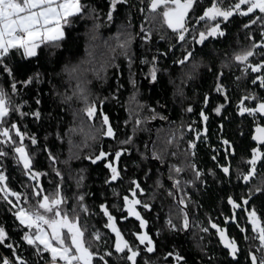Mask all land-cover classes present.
I'll return each instance as SVG.
<instances>
[{
	"label": "trees",
	"instance_id": "obj_1",
	"mask_svg": "<svg viewBox=\"0 0 264 264\" xmlns=\"http://www.w3.org/2000/svg\"><path fill=\"white\" fill-rule=\"evenodd\" d=\"M82 2L97 10L98 20H94L86 14L66 29L60 47L51 48L42 44L34 57L25 58L21 53L13 51L8 58L7 63L13 70L18 88V93L11 98L15 103L21 104L23 113H29L21 116L20 113L13 112L11 121H15L22 131L34 134L38 138V145L30 147L34 149L31 155L35 170L46 173L40 178L45 194L52 192L59 181L60 178L56 177L53 171V168H58L63 174L62 190L69 197L68 207L72 206L74 195H85V203L90 212L97 213V215L88 218L89 228L92 230L93 226L98 227L107 236V243L101 242L102 252L103 248L110 247L114 243V234L110 229L104 227L106 218L101 219L99 203L120 205L119 209L111 208L113 214L120 217L123 211L122 196L127 193L130 181L134 178L143 185L144 171L148 167L152 170L151 176L154 180L153 178L156 177L160 167L154 161L149 164L146 161L147 143L151 139L152 152L156 150L160 156L165 155L173 161L178 160L183 167H186L189 162L186 154L188 145L182 139L189 138L187 135L189 125L198 124L201 126L200 110L205 106L206 94L209 98L206 114L210 117L209 143L198 147L196 161L199 168L205 171H218L216 164H213L211 160L212 149L216 143H219V139L227 138L235 143L236 153L238 157H242V171L247 172L249 165L246 160L251 157V149L255 147L252 139L255 134V126L257 123L264 125V120L253 121L251 116L238 115L236 105L239 98L246 95L248 91L264 98V89L250 82L251 75L248 78L237 80V77L241 76V72L231 60L232 54L235 50L248 47L250 44L247 39L249 29H245L239 20L228 26L224 37L211 40L207 47L195 46L196 60L200 63V68L192 79H184V73L189 70L188 65L180 66L173 63L174 59L180 58L183 51L177 45L174 52L159 59L158 81L153 88H150V64L141 61H149L153 55L164 52L169 42L175 44V39L167 31L166 26L162 23L149 24L144 21L143 15L139 12V0H129L128 5L118 6L111 22L106 19L108 0H82ZM85 12L87 13V9ZM242 21L246 22V18H242ZM94 24H99L100 27L94 28ZM142 24L145 28L153 29L150 42H144L139 36ZM118 30H125L133 34V40L128 50V56L132 61L131 65L129 59L120 54L119 49L113 53L107 46L108 44L115 45V40L110 38L115 37ZM252 31L255 33L256 39L259 40L258 26H254ZM161 35L165 39H160ZM111 57H115L113 65L101 71L99 78L91 71H80V69L93 65L100 68ZM250 59L258 61L260 55ZM87 60L92 61V64L83 63ZM225 61L232 66L222 67ZM140 68L144 80L139 78ZM218 72L224 73L219 82L227 89L228 101H225L224 94L215 90L218 82L216 73ZM29 78L32 79L30 84L21 83ZM132 81L135 82V85ZM78 84L88 94L89 100L95 102L97 111H102L109 117L115 138L98 136L96 140L88 141L91 147H77L82 144L84 138L78 131L70 133L69 130L73 127L79 128L83 117V113H80L75 119L73 115L83 107L82 102L74 95ZM0 87L11 95L10 78L3 72H0ZM133 92L136 94V101L143 105V108L137 109L136 102H129ZM67 97L71 99H66ZM37 100L40 101L39 104L36 103ZM164 105L168 109L167 111H164ZM220 105L223 107L220 115H217L213 109ZM188 106L192 107L191 112L186 110ZM36 111L40 113L39 119L31 115ZM137 112L142 120L140 125L135 124V120L138 118ZM168 114L172 117L171 123L164 125L160 118ZM153 116L154 118H152ZM84 119L86 120V118ZM149 122H152L153 126L150 127ZM86 123H95L99 128L101 121L94 120ZM153 129H155L154 134ZM65 133L69 134L65 135ZM58 135L62 138L58 139ZM128 136L133 138L132 141L129 144H122L121 142ZM169 138H172V143H168ZM26 142L30 144L27 137ZM41 146H46L59 162L52 165L47 159L48 153L44 152ZM70 148L78 158L70 159L68 164H65L63 161L68 160ZM122 148L128 149L117 161L122 179L118 183L106 184L105 179L110 176V170L105 167L108 161L102 160L92 164L90 160L85 159V156L98 154L101 149L114 153ZM262 153H264V146ZM113 163L116 165L115 160ZM21 169L22 166L12 159L11 152L7 158H0V170H3L8 177L9 186L27 194L31 189L25 185H34L35 182L25 177ZM81 170H83L82 173ZM186 171H190V169L186 168ZM81 174L83 180L77 187L76 181ZM262 178H264V163L258 168L256 179L251 182L249 187H264L261 184ZM206 179L209 181L208 186L198 195V201L203 205H199L198 208L200 217L205 222L208 212L220 216V210L224 209L221 201H225L226 196L232 191L229 183L223 182L222 185L216 187L210 182L207 174ZM247 191L248 188L245 189L242 185L243 196H248ZM114 193H119L121 198L118 199ZM11 199L15 200L14 197ZM29 199L31 204H36V201L31 197ZM252 205L255 206L257 213L264 221V197H260V194L257 193L252 199ZM155 207L154 215H152L154 218L152 234L155 239L156 251L150 254V259L155 261V264H165L162 253L176 245H180L178 248L180 247L183 251L188 248L193 250L194 255L188 256L192 260L191 264H208L210 256L214 257L213 264H236L235 261L229 260L226 254L221 253L222 248L217 242H212L209 238L205 237L204 240L198 241V251L190 240L184 244L181 238L178 239V234H172L163 219H159L160 210L157 209V206ZM9 208L10 205L0 200V226H3L8 232L9 243L20 245L17 251L28 261V264H35L37 258L29 253L28 246L21 241L22 232ZM134 225H138V222L127 219H121L117 224L122 235L135 246L139 242L131 234ZM109 236L112 237L111 240L108 239ZM140 247L142 248L141 245ZM208 250L211 253H208ZM4 255H10V253L6 247H0V256ZM144 258L143 255L138 257L141 264H143ZM110 264H127V262L112 259ZM239 264H248L244 255L239 260Z\"/></svg>",
	"mask_w": 264,
	"mask_h": 264
},
{
	"label": "snow or ice",
	"instance_id": "obj_2",
	"mask_svg": "<svg viewBox=\"0 0 264 264\" xmlns=\"http://www.w3.org/2000/svg\"><path fill=\"white\" fill-rule=\"evenodd\" d=\"M129 0H108V11L106 19L108 22L113 21L114 12L118 10V6L128 5ZM200 0H139V12L144 17V21L149 24L162 23L167 29L171 30L172 37L175 39V44L169 42L168 47L164 52L158 55H153L149 61H141L142 63L150 64L149 75L152 81H158L159 59L167 56L170 52H174V48L178 45L183 49L180 58L174 59L175 65H188L189 70L184 73V79L189 80L194 77L200 68V63L196 60V48L199 45L207 47L211 40L224 37L226 29L232 23V18L236 16L246 18L243 22V27L249 29L247 39L250 44L248 47L235 50L231 60L239 66L242 78H248L251 75L250 82L264 89V0H229L227 6H224V0H210L208 6L204 7L200 14H197ZM87 9V13L85 12ZM86 14L90 15L94 20L99 19V15L95 8L85 5L82 0H0V72L6 73L10 78L11 95L2 87H0V158H7L11 152L12 159L22 166V172L25 177L35 182L34 185H25L31 191L27 194L11 188L8 184V177L3 170H0V200H3L7 205H10L9 211L18 221V226L22 232L21 241L28 246V251L37 259L35 264H110L112 259L126 261L127 264H141L142 255L143 264H155V261L150 259V254L155 252L153 239L147 232L142 231L147 220L142 216L141 209L151 210L152 205L142 200L141 197L145 194L142 185L136 180L130 181V186L127 190L129 194L122 196L121 216L117 217L111 211L112 207L120 208V205H108L106 202H101L98 205L99 212L102 213L101 219L106 218L104 227L110 229L114 234V243L110 247H102V234L98 229L90 232L88 218L97 215L95 212H90L88 205L85 203V195H74L72 206L68 207L69 197L62 190L63 174L60 169L53 168L56 177L59 181L56 183L52 192L45 194V189L40 182V178L46 173H41L35 170L32 159V149L30 146L38 145V138L34 134L22 131L15 121H11L13 112L20 113L21 116L28 115L21 111V104L15 103L12 96L18 93L17 82L15 80L13 70L8 65L7 60L12 52L21 53L25 58L34 57L37 55V49L44 44L46 47H60V42L65 37V31L76 22L77 19L83 18ZM159 18V19H158ZM130 26V25H129ZM155 26V25H154ZM254 26H258L259 40L256 39L255 33L252 31ZM94 28H99V24H94ZM152 28H145L143 24L140 28V38L144 42H150ZM110 39L115 40V45L108 44L110 52L115 53L119 49L120 54L129 59L128 50L133 40V34L125 30H118L115 37ZM160 39H165L161 35ZM260 55L258 61L250 58ZM91 55V54H89ZM115 57H111L108 61L96 68L85 67L80 69L81 72L91 71L99 78V73L112 66ZM85 64H92V61H84ZM232 65L225 61L222 67H231ZM76 71V69H73ZM223 72L216 73V88L218 93L224 94L225 101H228L226 95L227 89L223 86L221 78ZM32 82V79L24 80L21 83L27 85ZM133 85L135 82L132 81ZM83 107L79 112H74V119L80 113H83L79 128L73 127L69 130L70 133L79 132L83 136L82 144L77 147H91L88 141H94L98 136L113 137L115 132L110 124L109 117L102 111H97V106L94 101H90L88 94L80 85L74 91ZM66 99H71L67 97ZM208 101L207 94L205 95V103ZM129 102H136L137 109L144 106L136 101V94L129 98ZM247 102V103H246ZM40 103L39 100L36 101ZM102 103V102H101ZM223 105L213 109L217 115H220ZM237 114L241 116H251L253 121L257 119L264 120V98L258 96L252 91H248L246 95H242L237 103ZM188 112L192 111V107L188 106ZM131 114V110H130ZM31 115L39 119V111L32 112ZM136 125L142 123L137 112ZM202 121H207L208 116L203 110L200 111ZM86 118V120L84 119ZM154 118V116L152 117ZM147 119V118H145ZM164 119V117H161ZM100 120V127L97 128L95 123L87 124V121ZM11 121V122H10ZM223 126L221 125V128ZM189 131H195L196 139H201V130L193 129L192 125L188 126ZM206 133V129L203 130ZM69 133H65L68 135ZM30 141V144L26 142ZM58 139H61L58 135ZM206 139V136L204 137ZM132 137L128 136L122 144H129ZM252 139L260 145H264V125L257 123L255 126V134ZM71 145V140L69 141ZM168 143H172V138H169ZM223 145L231 147L227 139H222ZM44 152H47V159L52 165L59 161L47 149L46 146H41ZM188 148L194 150L196 148L195 140L188 141ZM10 149V152H9ZM128 149H118L114 153H109L103 149L99 150L98 154H89L85 159L96 164L97 161L107 160L105 167L110 170V176L105 179L106 184L119 182L122 179L121 170L114 165L113 160H119L124 152ZM175 155V153H173ZM195 155V152H192ZM152 156L156 160H160L159 152L154 150ZM78 158L75 153L71 152L68 160L63 163L68 164L70 159ZM227 159V151L225 152ZM213 160L216 156L212 157ZM264 163V153L257 147L251 149V157L246 160L249 165L247 172L237 169V179L240 180L245 187L248 188V196H242L240 201L235 200L232 196H228L227 202L232 209H242L247 217V223L251 225V232L254 234L252 239L258 243L249 245V250L246 254V262L248 264H264V221L258 215L256 208L252 205L253 196L256 193L260 197H264V187L253 186L249 187L252 178L256 175L257 163ZM225 176L231 180L232 170L229 165H218ZM187 169L193 172V179H184L182 173ZM83 170H81L82 173ZM148 173L145 172V176ZM202 172L194 162H188L186 167L177 166L175 164L169 167L168 179L172 181L171 190L167 195L172 197L176 203L175 213L170 211L167 224L171 231L187 232L192 228L198 229L202 233H208L209 227L197 223L193 217V212L190 204V193L185 191L183 185H193L196 180H201ZM83 180L81 174L77 179V187L80 186ZM23 183V181H22ZM201 183H204L201 180ZM261 184L264 185V178L261 179ZM157 187L161 186L159 179L156 180ZM199 187V185H196ZM177 194H180L177 197ZM120 199L119 193H114ZM14 197L15 200L11 199ZM31 197L36 201L33 205L30 203ZM176 215V222L171 218ZM134 217L138 225H134L131 234L139 243L135 246L129 242L123 235L121 229L117 226L121 219ZM231 219L235 222V212L231 217H225V223ZM208 224L211 229H214L219 236V243L223 245L227 255L232 258L236 264H239V242L230 237L226 230L209 220ZM237 227H240L237 224ZM241 233H247V229L240 227ZM244 240H248V235H244ZM112 239L111 236L108 237ZM203 239V237H201ZM9 234L3 226H0V247H6L10 255L0 256V264H28V261L17 251L20 245L9 243ZM103 243H107L106 240ZM143 245V248L140 247ZM95 247V250L93 248ZM255 248V251H252ZM257 253H260L258 256ZM167 257L173 258L177 264L185 261V258L177 253L169 252ZM214 257H209L208 264H213ZM186 264V261H185Z\"/></svg>",
	"mask_w": 264,
	"mask_h": 264
},
{
	"label": "flooded vegetation",
	"instance_id": "obj_3",
	"mask_svg": "<svg viewBox=\"0 0 264 264\" xmlns=\"http://www.w3.org/2000/svg\"><path fill=\"white\" fill-rule=\"evenodd\" d=\"M209 3H210V0H200L199 8L197 9V14H200V12H202L203 8L208 6ZM228 3H229V0H224V6H227ZM238 20H239V22H241V25H242V18L238 17V16H236L235 18H232V23L235 21H238ZM228 26H230V24ZM228 26H227V28H228ZM167 31L170 34H172L171 30L168 29ZM207 103L209 104V101H207ZM207 103H205V106L201 109L205 112V114H207V109H208ZM163 117L165 118L166 115ZM209 119H210V117L208 116V120L206 122L201 120V126H199L198 124L197 125L194 124V126H192L193 129L201 130V139H196L195 131H189V130L187 132V135L189 136V138L182 139L183 142H187V145H188L189 140H195L196 148L194 150L187 148L186 154H187V158H189V162H194L197 166H198V164H197L196 158L198 155V147L200 145L209 143V123H210ZM160 120H162V119L160 118ZM149 126L150 127L153 126L152 122H149ZM204 129L207 130L206 133L203 131ZM154 132H155V129H153V134H154ZM205 136H206V139L204 138ZM222 139H224V138L219 139V143H216L214 145V147L212 149V155H211V160L213 161V164H216L218 171H216V170L205 171L204 169L199 168V166H198V168L202 172L201 180H203L204 183H201V180H196L193 185H183V180H182V186H184L185 191L190 193L191 200L194 202L193 204H190V207H191L192 212H193V217H191V218H194L197 221V223L202 224L203 226L209 227V232L208 233H202L198 229L192 228L187 232L172 231V234H178L177 235L178 239L181 238V240L183 241L184 244H186L187 241L190 240L192 242V244H194V247L197 251L199 250L198 241L201 239V237H203V240L205 239V237L209 238L210 241L218 243V245L222 248V250H221L222 254L227 255V252L223 248V245H221L219 243V236L216 234L214 229L210 228V225L208 224V221L211 220V221L217 223L221 227V229L226 230L227 234L230 237H234L239 242V248L241 249V251L239 252L238 255H239V260H240L242 258V255H244V257H246L247 251L249 250V245H253V244H255V242L256 243H258V242L252 239L254 234L251 232V225L247 223V217L244 214L243 210L242 209L233 210L231 205H229L227 202L228 196H232L235 200L240 201V198L244 195V194L242 195V185H243V187H245V186L240 180L237 179V169L242 170V159H241L242 157L241 156L238 157V155L236 153V146H235V143L233 141L228 140L226 138L231 145V147H229L228 145H223L221 143ZM150 141H148V143H147L146 161L148 162V164L150 162L154 161L159 165L160 168L157 170L156 177L153 178L154 180H152V176H151L152 170L149 167L144 171V184L142 185L137 179L136 180L142 185V187L145 190V194L143 195V197H141V199L146 201L150 205H152L151 210L141 209L139 207H138V210L141 211L142 216L147 220V224H146L145 228L143 229V231L147 232L149 234V236L153 239V242L155 245V239H154L153 234H152V232H153L152 230L154 229V227L152 225L153 219H154V218H152V215H154V207L155 206L158 207L157 209L160 210L159 219L161 220V218H162L163 222H165L166 226L169 228V226L167 224V220L170 218L169 217L170 211L172 213H175V210H176L175 201L173 200L172 197L167 195V192L171 190L170 186L172 183V181H170L168 179L169 167H170V165H173V164H175L177 166H181V167H183V166H182L181 162H179L178 160L173 161L171 159H168L165 155L161 156L160 160L154 159L152 156V143H151V146L149 148V142ZM253 142L255 144V147L259 148L262 152V147L264 145H260L254 140H253ZM149 150H150L151 156L149 155ZM193 151L195 152V155H192ZM217 151H218V153H216ZM226 151H227V159L225 158V152ZM213 156H216L215 160L212 159ZM218 165H229L230 166V168L232 170L231 180H229V178L224 175V173L220 170ZM260 165H262V162L258 161L256 175L254 178H252L251 182L254 179H256V176L258 173V168L260 167ZM145 172L148 173L147 176H145ZM206 174L209 176L210 182L212 184H215L216 187H217V185H222L223 182L229 183L231 185L230 187H231L232 191L229 193V195L226 196L225 201H221V205L225 210L224 209L220 210V212H219L220 216H217V214H215V213H209L208 212L207 220L205 222L204 219H202L200 217V211L198 208L200 206H203V205L198 201V195L205 189L206 186H208L209 181L206 179ZM181 175L184 179H193L194 178L193 172L191 170L185 171ZM157 179H159L161 182L160 187H157V185H156ZM196 185H199V187H197ZM250 185H251V183H250ZM245 189H246V187H245ZM247 193H248V191H247ZM129 195H131V194L129 193ZM179 195L180 194H177V197H179ZM256 195H257V193L254 196H256ZM233 212H235V222H233L231 219H229V221L227 223H225V217H231L233 215ZM171 218L173 219L174 222H176V219H177L176 215L173 214L171 216ZM127 220H135V218L134 217H128ZM237 224H239L240 227L246 228L247 233H241L240 227H237ZM245 234L248 235L247 241H245L243 238ZM243 244H245V245H243ZM141 246L143 248V245H141ZM178 246H180V245H176L172 249L170 248V249L166 250L164 253H162L165 264H177V262L173 258L167 257V253H169V252H174V253H177V254L183 256L185 258L186 264H191L192 260L190 258H188V256L194 255L193 250H189V248H188L186 251H183L180 247L178 248ZM246 247H248V248H246ZM155 251H156V245H155ZM208 251H207L208 253H211L210 250H208ZM252 251H255V248H252ZM257 255L259 256L260 253H257ZM227 257L229 260H232V258L229 257L228 255H227ZM185 261H181L180 264H185Z\"/></svg>",
	"mask_w": 264,
	"mask_h": 264
},
{
	"label": "water",
	"instance_id": "obj_4",
	"mask_svg": "<svg viewBox=\"0 0 264 264\" xmlns=\"http://www.w3.org/2000/svg\"><path fill=\"white\" fill-rule=\"evenodd\" d=\"M139 36H140V35H139ZM137 45H138V41H137ZM139 78L142 79V80H144V76H143V72H142L141 68H140V70H139ZM156 83H157V81L154 82V81L151 80V81L149 82V86H150V88H153V86H154ZM163 109H164V111H167V110H168V109L166 108L165 105L163 106ZM171 120H172V117H171L170 114H168V115H167L164 119H162L161 121H162L165 125H169V124L171 123ZM154 123H156V121H154ZM151 143H152V140L149 142V148H150V146H151ZM149 155L151 156L150 150H149ZM117 161H118V160H115V163H116L115 166H117Z\"/></svg>",
	"mask_w": 264,
	"mask_h": 264
},
{
	"label": "rangeland",
	"instance_id": "obj_5",
	"mask_svg": "<svg viewBox=\"0 0 264 264\" xmlns=\"http://www.w3.org/2000/svg\"><path fill=\"white\" fill-rule=\"evenodd\" d=\"M151 140H152V139H151ZM94 229H98V230L101 232L102 237H103L102 243H103L104 240H107V239H106L107 236H106L105 232H103V231H102L100 228H98V227H94ZM89 230L92 231L93 228H92V230L89 228ZM94 248H95V247H94Z\"/></svg>",
	"mask_w": 264,
	"mask_h": 264
}]
</instances>
